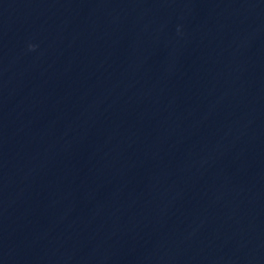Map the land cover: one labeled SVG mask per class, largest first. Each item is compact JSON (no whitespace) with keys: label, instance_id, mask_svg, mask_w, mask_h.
<instances>
[{"label":"water","instance_id":"1","mask_svg":"<svg viewBox=\"0 0 264 264\" xmlns=\"http://www.w3.org/2000/svg\"><path fill=\"white\" fill-rule=\"evenodd\" d=\"M0 264H264V0H0Z\"/></svg>","mask_w":264,"mask_h":264},{"label":"clouds","instance_id":"2","mask_svg":"<svg viewBox=\"0 0 264 264\" xmlns=\"http://www.w3.org/2000/svg\"><path fill=\"white\" fill-rule=\"evenodd\" d=\"M29 48L31 49V48H34V46L33 45H29Z\"/></svg>","mask_w":264,"mask_h":264}]
</instances>
